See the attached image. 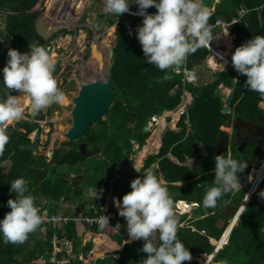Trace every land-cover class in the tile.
<instances>
[{"label": "trees", "instance_id": "obj_1", "mask_svg": "<svg viewBox=\"0 0 264 264\" xmlns=\"http://www.w3.org/2000/svg\"><path fill=\"white\" fill-rule=\"evenodd\" d=\"M37 1L0 0V11H7L4 26V40L7 44L0 47V85L2 87L5 86L1 67L9 48L21 53H29L30 47L35 45V37L39 36L27 27L34 24L38 16L45 20L56 18L55 13L52 12L53 9L44 11L47 13L30 10ZM261 1L220 0L212 8L209 4L207 6L211 16L208 24L212 25L219 17L230 20L237 14V9L242 4L250 7ZM54 3L55 0L47 2L48 5ZM130 9L138 11V6L130 3ZM155 11H157L155 7L146 10V12ZM260 14L258 16L257 11H251L238 23L230 26L235 48L255 35L264 36V11ZM78 16L77 7L71 8V19L77 20ZM119 17L118 22L110 21L108 31L102 36L111 54L110 79L114 98L106 112V117L97 118L95 125L88 127L85 134L79 138L81 143L86 144L84 153L81 143L74 145V141L79 139L65 140L62 147L53 150L50 160L47 161L45 156L35 155L24 149V145L31 141L30 135L34 131L29 126L28 120L21 119L7 129L9 142L4 152L0 154V164L9 161L6 175L3 177L0 166V219H3L5 213L11 210L7 206V201L16 198V194L9 190L10 183L17 178L27 181L26 195L35 198V204L39 207L40 213L42 209H46L49 214L60 213L59 206L63 201L77 203L83 200L82 197H85L86 191L93 190L92 204L101 205L104 198L100 195V197L96 196L95 189L98 193L102 190V195H105L108 192V179L117 169L130 163V155L134 151L132 141H135L139 147L145 144L149 132L144 131V126L149 117L175 108L180 103L183 93L187 91L192 99L187 107V114H184L177 123L179 129L165 130L158 153L147 157L143 169H152L155 172L159 180L167 187L174 202L182 199L199 203L193 211L195 217L187 220L189 225L196 228L195 231L190 226L180 225L187 218V214L175 213L178 219L177 238L188 248L193 257H198L202 253H211L214 246L210 243L208 236L220 238L231 217L224 214V209L229 205H235L236 209L246 192L244 188H241L238 192L229 193L220 198L216 207L210 209L204 207L205 193L213 186L214 158L218 154L227 157L230 153L233 159L246 162L248 167L245 172L237 174L241 176L254 165L251 157L257 141L246 139L243 145L239 141L231 142L230 152L215 153L213 148L219 140L220 127L229 126L234 116L264 127V108L259 105L261 98L258 93L248 91L245 87L246 80L241 75L235 77V72L231 69L223 72L214 71L210 81L197 84L188 83L183 80L182 73L171 71L167 73L172 77L170 80L157 82L166 73L146 63L136 38V30L139 27L138 17L126 13ZM97 21L93 22L94 26L97 25ZM211 28L212 32L219 29L217 26ZM219 38L224 39L226 48H231L232 38L229 33L228 35L216 34L213 43ZM209 54L207 47H202L194 53V57L204 58ZM211 58L212 56L210 63ZM191 65L188 63V66ZM220 85L234 89L233 98L228 103L231 110L228 108L226 113L222 112L224 101ZM5 97L6 94L2 91L1 100L4 101ZM22 99L21 97V104H23ZM168 155H171L173 159ZM156 162L158 167H151ZM189 162L191 165L188 164ZM64 166L83 173V178H79L78 182H72L64 177L62 179L56 177L55 174ZM33 168H37L40 173L41 180L37 185ZM142 176L143 174L138 175L141 178ZM245 179L242 180L243 183ZM182 181H184L183 185L178 184ZM130 182L123 185L116 183L114 187L108 213L109 226L101 229L99 224L86 225L87 231L108 235L122 246L121 249L110 251L103 257L89 259L88 254L94 247L93 239L84 241L82 234L85 231L79 234L75 220H71L58 228L59 232L63 231L73 241L76 256L71 264H143L146 257V254L141 251L144 242L136 240L123 243L120 235L127 233V222L118 215V208L113 203V198L120 200L124 194L131 191ZM262 190H264V181L260 184L257 193L252 194L232 228L227 243L222 248H220L222 245H219L220 249L213 258L215 264H221V261H227V264H264V201L259 196ZM210 210L213 212L210 213ZM84 213L87 214L90 211ZM221 218L224 221L219 226L218 219ZM118 224H120L119 228H117ZM42 226L40 225L37 230H42ZM201 230H205V234L200 233ZM36 233L35 231L30 234L27 242L21 245L5 244L0 235V264H33L31 261L35 257L48 255L51 226L46 225L39 237ZM92 252L91 256L95 257ZM116 254L119 256L116 257ZM183 264H197V262L185 261ZM199 264L204 262L200 259Z\"/></svg>", "mask_w": 264, "mask_h": 264}, {"label": "clouds", "instance_id": "obj_2", "mask_svg": "<svg viewBox=\"0 0 264 264\" xmlns=\"http://www.w3.org/2000/svg\"><path fill=\"white\" fill-rule=\"evenodd\" d=\"M212 1L213 0L209 2H203V0H104V12L115 17H119L126 13L127 15L138 17V19L143 18L142 26H139L136 30V38L142 48L146 63L154 65L161 72L166 73L157 82L170 80L172 77L167 73L171 71L182 73L183 80L188 83H201L205 80H200L197 66H199L200 63H206L209 68L214 69L210 67L207 62V57L213 56L215 59H220V62L216 60L215 68H217L218 64L221 68L217 70L223 72L224 70L231 69L235 72V77L238 75L246 76L245 87H247L248 91L258 93L261 101L264 102V36L255 35L242 45L236 48L233 47L232 49L234 52L231 59L219 55L217 51L218 48L216 49L214 47L215 44L211 43L212 40L214 41L216 34L222 35L224 33V35H228V31L230 36L234 39V36L229 30L230 26L238 23L247 13L251 12V10L235 22L230 23L232 18L238 17V11L241 7L250 9L255 5L248 7L242 4L237 9V14L230 20L219 17L216 19L215 23L212 24L214 26H210L208 21L211 16V11L207 5L210 4L212 8L220 0H215L214 3H212ZM130 3H135L138 6V11L130 9ZM150 7H155L157 11L146 12ZM218 19L229 22V26L223 28L221 25L217 24ZM215 26L219 29L212 32L211 27ZM131 34V31H129V35ZM202 47H207L210 53L207 57H204L205 61L199 63L193 61L190 63L188 58L189 55L194 54ZM7 55V63L2 69L4 86L9 92L17 91L22 93V95L13 96L9 94L5 101L0 102V154L4 152L9 142L7 129L9 126L19 122L24 116L26 106L21 104V97L28 98V106L33 114L38 112L40 114L41 111L46 110L53 104H61L65 100V93L59 88L58 82L53 75V60L44 47L34 45L30 47L29 53H21L16 49L9 48ZM188 63L192 65L188 66ZM230 63H232V65ZM186 69L195 72L196 78L194 80H188L185 77ZM221 88L229 87L220 85V89ZM229 89L231 90V88ZM186 99L188 102L185 101ZM191 99V94L185 91L180 103L175 108L165 110L162 113L170 111L172 115H176L180 120L184 114H187V107ZM183 104H186L185 113L179 117L178 110ZM227 104L228 103L224 101V105ZM171 114L169 113L165 118L172 117ZM38 115L36 120L38 119ZM159 115L160 114H155L152 116L157 117ZM151 117H149L148 120H150ZM185 122H187V120ZM255 125L261 126L260 124ZM222 131L223 130H221V132ZM32 133L30 137L32 136L33 139L34 131ZM163 134L164 133H162L161 137ZM229 134L231 138V133ZM132 142L135 144V141ZM256 146H258L256 154L253 158L251 157V161H253L254 165L250 169L254 167L257 168L264 158L263 145L260 146V143H258ZM141 147L138 146V149ZM227 152H230V148ZM156 153H158V151ZM168 156L170 157L171 155ZM170 158L173 159L172 156ZM214 163L213 186L210 187L203 198L204 207L209 209L216 207L217 201L224 195L238 192L241 188L247 187L242 180L246 178L250 171L249 169L247 173L238 176V173L245 172L248 165L246 162L238 161L231 156L226 157L218 154L214 158ZM144 165L142 170H144ZM134 168L137 172H140L138 168ZM248 178L251 180V175H249ZM263 181L264 179L261 183ZM116 183L121 184L119 180H116L114 187ZM10 185L9 191L15 193L16 198L7 201V206L11 210L5 213L4 218L0 220V235H2L5 244L11 243L13 245H21L27 242L30 234L40 227L43 223V218L40 215L39 207L35 204V198L31 195H26L28 192L27 181L23 178H17L12 181ZM130 188L131 191L124 194L120 200L113 198V203L118 208V215L123 217L127 222V234L130 239L123 243H131L136 240H142L144 242L141 249V251L146 254L143 264H183L185 261H196L197 264H199L200 259L204 264H215L213 261L214 255L227 243L232 228L237 223V220L249 202L252 194L256 193L258 189L257 187L252 194L250 193L247 200L246 195L252 192L254 187L251 185L249 189H245L246 192L241 199L240 205L236 207L234 212L232 210V217L220 238L216 239L208 236L214 248L211 253H202L206 255L205 258H203L201 257L202 254L198 257L191 256L188 248L177 238L178 219L175 213L187 214L186 221L189 220V218H194L195 215L193 211L199 206L198 202H189L182 199L174 202L167 187L159 180L152 169L146 170L142 178L137 177L133 179L130 182ZM99 195H102V190L101 193L96 192V196ZM259 196L263 198L264 201V190L259 193ZM244 200H246V203L243 205L242 203ZM179 202L187 204L185 207H183V205L181 206L183 207L181 212H179L181 208L176 206ZM193 202H196L197 205H192ZM91 204L92 203L88 206ZM212 212L213 210H210V213ZM180 225L183 226L182 224ZM106 226H109V216L103 215L99 218V227L103 229ZM187 226H190L193 231L196 230L194 226L188 223ZM200 233L205 234V230H201ZM97 234L106 235L103 233ZM226 235V240L222 246L220 245L221 247L215 245V241L212 242V239L220 241ZM118 245L120 246L118 250H120L122 246L120 244ZM89 255L90 253L88 257ZM118 256L119 254H116V257ZM95 258L97 257H91V259ZM221 264H227V261H221Z\"/></svg>", "mask_w": 264, "mask_h": 264}, {"label": "rangeland", "instance_id": "obj_3", "mask_svg": "<svg viewBox=\"0 0 264 264\" xmlns=\"http://www.w3.org/2000/svg\"><path fill=\"white\" fill-rule=\"evenodd\" d=\"M48 1L50 0H38L35 3V5L32 7V9H30L32 11H35V10L41 11L42 13H47L44 11H47L48 9H53L52 12L55 13L56 18H54L53 20H50L51 23L48 21L50 23L49 24L50 27L56 26V29H54L53 31V35L50 38H48V40L45 42H43V40L41 41L39 37H35L34 43L35 45L44 43L46 46L53 47V49L50 52L51 55L55 53V55L51 56L53 63H54L53 75L55 76V79L58 82L59 88L65 93V100L63 103L53 104L51 107L47 108L46 110L41 111L40 114L38 115V119L36 120L37 124L41 127L40 134L37 138L39 154L42 156H45V158H47V161L50 160L53 150L55 148L62 147L63 141H65V139H68L66 133L69 131L70 127L73 124L72 109L75 104L74 100L79 95L80 89L82 88V85L86 79L84 78V74H83L84 73L83 71L85 70V68L88 67L86 65L89 64L90 62H92L93 65H96L99 59L102 61V58L105 56L109 58V63L111 62L110 49L108 48L107 43L102 39V36L108 31V25L110 24V21L115 20L118 22L120 18V17H115L110 14H106L104 12V0H66L64 4L62 3L61 5H59L60 7L50 6V5L48 6L47 4ZM209 1L210 0H207V2ZM214 2L215 0L212 1V3ZM62 7H65V10H63ZM74 7H77L78 14H79L77 20H73L70 17V10L71 8H74ZM6 13L7 11L5 10L0 11V47L5 46L7 44L6 40H4V26H5ZM149 14H152V13H149ZM58 19L60 21H58ZM94 21L98 22L96 26L93 25ZM142 21H143V18L138 19L139 26H142ZM80 37L82 38L79 39ZM212 42L213 40L211 41V43ZM223 45L225 46L224 41H223ZM214 47L216 48V46ZM233 47L234 46L232 43L231 49ZM229 54L232 55V51L231 53L229 52ZM222 56L225 58V55H222ZM211 59H212L211 64L214 66L213 67L214 69L209 68L208 65H206V63L204 64L200 63V65L197 66L198 73L200 74L199 78L201 81L202 80L207 81L208 79H211L213 72L217 71V69H221L219 64L217 65V68H215L216 67L215 57L212 56ZM7 60H8V55L6 54L5 60L2 62L3 64H2L1 69H3V67L6 65ZM242 76L245 80L247 79L246 76L244 75ZM2 91H4V93L6 94L5 100L8 98L9 94L13 96L22 95V93L17 92V91L9 92L6 87H2L0 85V101L1 102H2L1 100ZM228 91L229 90H226V91L222 90L221 88V92L223 96L228 95L227 94ZM22 98H23L22 105L26 106L25 113L22 119L28 120L30 112H31L30 107L27 104L28 98L27 97L25 98L22 97ZM185 101L188 102L187 99ZM259 105L262 108H264V102L261 101ZM226 107H228V104L226 105ZM229 110H231V108H229ZM169 113L171 114L170 111L161 113L159 116L156 117V121L152 122L151 124L147 122L145 131L149 132V136L146 138L145 144L149 142L153 133L156 131L157 132L159 131L157 134L159 136V140L161 141V138H162L161 135L162 133L165 132L166 129H171V128L179 129V127L175 125V122L178 119L176 115L171 114L172 117L165 118V116H167ZM104 117L105 116H103V118ZM236 117L234 116V119L232 118L229 126L223 125L220 127L221 130L223 131L225 130L231 133L232 139L236 138L235 134L232 135V133L235 131L234 126H233L234 122L240 125H250V124H246V121H244L242 118H236ZM94 125H95V121H93L90 126H94ZM60 126H62V128H60ZM258 128L259 127H256L257 130ZM246 133H247V129H246ZM252 136L254 137V134H252ZM31 139H32V136H31ZM245 140L246 139L239 141V143L242 142V145H243L245 143ZM80 143H81L80 139L78 141H74V145L76 146L79 145ZM152 146H154V144L150 145V148H152ZM159 147L156 150L148 152L147 154L141 155L139 157L140 150L142 147L135 150V145H133L134 151L130 155L131 162L135 164L136 167H140L141 165H144L145 159H147V156L159 151L160 149ZM228 156H230V153L228 154ZM188 164L191 165L190 162ZM8 165H9V161H5L4 163L0 164L2 177L6 175ZM58 171L59 172L55 174L56 177L60 179L64 177L72 182H78L79 178L82 179L84 176L83 173L82 174L78 173V170L70 168L68 166H64L60 168ZM263 179L264 177L261 179V181ZM179 184L183 185L184 181H182ZM258 185L257 187L259 189L260 185L259 186ZM244 189H247V187H244ZM258 189L256 190V193ZM82 198L84 200L85 197H82ZM234 209H235V205L234 206L229 205L228 207L224 209V214L227 216L231 215L232 217L231 210H234ZM223 221L224 219L222 218L218 219L219 226L222 225ZM187 223L188 222L184 219L181 224L187 225ZM77 224L78 226H80L79 225L80 223H77ZM119 227L120 225L117 226V228ZM83 230L85 232L87 231L86 228ZM80 234H82V232ZM39 236H40V233H39ZM82 236H83L84 241H86L85 238L88 239L91 237V240L93 239V235L88 234V232L83 233ZM97 236H100V235H97ZM108 238L113 240L109 236ZM124 239L129 240L130 238L127 235ZM93 241L95 243V238L93 239ZM212 241L213 242L215 241L214 242L215 244L219 242L218 240H215V239ZM224 242H219L218 245H222L224 244ZM31 243H34V242L31 241ZM109 243L110 242L107 241V238L104 235L103 242L99 247H97V243H95L94 251L98 254H95L93 250H92L93 251L92 253L95 256H101L103 254L101 256L103 257L108 252L113 251V249H119L120 247L118 244L115 246L108 245ZM106 246L110 247L111 249L106 248ZM90 256H91V252H90ZM205 256H206L205 254L201 255V257L203 258H205Z\"/></svg>", "mask_w": 264, "mask_h": 264}, {"label": "water", "instance_id": "obj_4", "mask_svg": "<svg viewBox=\"0 0 264 264\" xmlns=\"http://www.w3.org/2000/svg\"><path fill=\"white\" fill-rule=\"evenodd\" d=\"M126 22L127 21H125V23ZM48 25V21H45L41 16H38L34 24L28 26V29L36 32L40 39L45 42L53 35V31L56 29V26H51V28H49ZM41 46L44 47L51 55L50 52L53 49L52 46H46L45 44H42ZM188 58L190 63L193 61L197 63L205 61V58H195L194 54H190ZM110 71L111 63H109V58L105 56L102 58L99 67L95 69L93 74L85 79L82 88L80 89L79 95L74 100L75 104L72 109L73 124L66 133L68 139L78 140L85 134L87 128L90 127L93 121H96L99 117L103 118V116H106V112L112 105L114 98V92L111 90ZM233 95L234 90L231 88L228 95L223 97V100L227 103H230ZM227 111L228 107L224 105L222 112L226 113ZM38 114L39 112L36 114H33L32 112L30 113L28 123L30 127L34 128V137L29 143L24 145V149L31 151L35 155L39 153L37 138L41 130L40 126L36 122ZM145 130L146 125L144 126V131ZM257 147L258 146H256L253 150L252 158L256 154ZM81 148L82 152L84 153L86 144L82 143ZM229 148L230 134L227 131H222L219 134V140L214 146L213 150L215 153H223L228 151ZM33 173L35 176V183L37 185L41 180L39 170L37 168H33ZM249 196L250 192L246 195V200ZM246 200L243 201V205L246 203Z\"/></svg>", "mask_w": 264, "mask_h": 264}, {"label": "built area", "instance_id": "obj_5", "mask_svg": "<svg viewBox=\"0 0 264 264\" xmlns=\"http://www.w3.org/2000/svg\"><path fill=\"white\" fill-rule=\"evenodd\" d=\"M257 11L259 16L262 11H264V0L261 1L260 4L253 6L252 8H246L241 7L238 11V17H233L232 21L230 23L235 22L237 19L245 15L249 11ZM229 22H226L223 19H218L217 24L221 25L223 28L228 27ZM211 26V25H210ZM214 26V25H212ZM232 65V63H230ZM185 77L188 80H194L196 78L195 72L193 70H185ZM186 104L181 105L178 110L179 117L182 116L185 113ZM153 121H156V116H152L150 120H148V123H152ZM179 121V118L176 120L175 125H177ZM173 130H178L175 128H171ZM135 149H138V144L135 143ZM136 165L131 163H128L118 169L114 175L108 179V192L105 195H101L104 198V202L101 205H94L91 204L90 206L84 208L85 211H90V213H84L83 211H80L78 213L72 212L71 213H64L60 212L57 214H49L46 209H42L40 215L43 218V225L41 229L43 228V231L45 230L46 225H50L52 229V233L48 239V255L43 256L39 255L35 257L32 260L33 264H71V261L75 258L76 254L74 252L73 248V241L67 236L66 233L59 232V229L61 225H66L69 221L75 220L76 224L80 223L83 227H86V225H94L99 224V218L103 215L108 216L110 205L112 202V194L114 191V183L115 181L119 180L121 184L128 183L132 181L133 179L138 177V174H143L146 170H142L143 165L140 167H136L140 170V172H137L135 170ZM151 167L157 168L158 164L155 163L151 165ZM181 204V205H180ZM185 207L187 204L183 202H179L176 206L179 209V212L183 210V207ZM192 205H197L196 202H193ZM178 211V210H177ZM2 220V219H0ZM128 234L127 233H121V238L124 241H127L124 239Z\"/></svg>", "mask_w": 264, "mask_h": 264}, {"label": "crops", "instance_id": "obj_6", "mask_svg": "<svg viewBox=\"0 0 264 264\" xmlns=\"http://www.w3.org/2000/svg\"><path fill=\"white\" fill-rule=\"evenodd\" d=\"M66 2V0L65 1H63V0H59V2H56V0H55V3L53 4V5H50V6H56V7H58L59 5H61L62 3L64 4ZM203 2H207V0H203ZM49 6V5H48ZM60 7V6H59ZM62 9L63 10H65V7H62ZM228 31V30H227ZM228 33H229V31H228ZM231 44L233 43V37L231 36ZM219 48H220V51L222 52V54H224L226 57L228 56V58H230L231 59V56L232 55H230L229 54V52H231L232 51V53L234 52L233 51V49H231L230 48V50L229 51H227V48H226V46H224V45H220L219 46ZM228 52V53H227ZM227 53V54H226ZM216 60H218L219 62H220V59H217L216 58ZM226 68V67H225ZM222 90H230L229 88H222ZM159 132V131H158ZM157 131L156 132H154L153 133V135H152V137L150 138V140H149V142L147 143V144H144L143 146H142V148H141V150H140V154H139V157L141 156V155H145V154H147L148 152H151V151H153V150H156L158 147H159V145H160V140H159V136H158V133ZM154 136V137H153ZM157 139V140H156ZM151 141V142H150ZM153 143H157V145H155V146H152V148L150 149V150H148L147 152L145 151V147L146 146H148V145H152ZM140 160V159H139ZM95 191L98 193V191L95 189ZM93 193H94V190L93 191H86L85 192V198H84V200H80L79 202H77V203H69V202H67V201H63L62 203H61V205L59 206V210L61 211V212H64V213H71V211L72 212H75V213H78V212H80V211H85L84 210V208H86L87 207V205H89L90 203H92V201H93V199H94V195H93ZM80 226H78V224H77V229H78V232H79V234L81 233V232H83L84 230L83 229H85L86 227H83L81 224H79ZM41 231H43V228H42V230H40V231H36L37 233H36V236L37 237H39V233L41 232ZM86 232H88V234H92L93 235V238H94V236L95 235H97V233H95V232H91V231H86ZM86 232H84V233H86ZM100 235V234H99ZM90 236V235H89ZM106 236V235H105ZM106 238H107V241H109L110 243L108 244V245H117L118 244V242L117 241H113V240H111V239H109L108 238V236H106ZM91 239V237L90 238H85V240L87 241V240H90ZM212 239V238H211ZM212 240H214V239H212ZM94 242V241H93ZM213 242V241H212ZM94 248H95V243H94V247H93V251H94ZM106 248H110V247H107L106 246ZM106 248H104V249H106ZM111 249V248H110ZM118 251V249H113V251ZM102 251H103V249H102ZM105 252V251H104ZM94 253L95 254H98V253H96L95 251H94ZM103 255V254H102ZM101 255V256H102ZM101 256H95V257H101ZM89 258L91 259V256L89 255ZM96 259V258H95Z\"/></svg>", "mask_w": 264, "mask_h": 264}, {"label": "bare ground", "instance_id": "obj_7", "mask_svg": "<svg viewBox=\"0 0 264 264\" xmlns=\"http://www.w3.org/2000/svg\"><path fill=\"white\" fill-rule=\"evenodd\" d=\"M56 2H59V0H56ZM131 12H132V10H131ZM134 13H136V12H134ZM147 14H149V13H147ZM79 30H81V29H79ZM87 30V29H86ZM82 33V32H81ZM84 35V34H83ZM82 37H80L79 39H81ZM223 41H224V39L223 38H219L218 40H216L214 43L212 42V44H215V46H216V49H217V51H218V54L219 55H223V54H221V51L219 50V46L222 44L223 45ZM76 49V48H75ZM227 51H229V49L227 48ZM231 53V52H230ZM233 54V53H232ZM210 57L211 56H209V58H208V64L210 65V67H214L211 63H210ZM228 57V56H227ZM100 59H99V63L97 62L96 63V65H93L92 64V62H90L89 63V66H92L93 68L90 70V71H88V72H86L85 70L82 72L83 74H84V78H88V77H90L92 74H93V72L95 71V69H97L98 67H99V64H100ZM214 62V61H213ZM86 69V68H85ZM87 70V69H86ZM88 76V77H87ZM82 77V76H81ZM25 98V97H24ZM60 116V115H59ZM71 118V117H70ZM54 120V119H53ZM60 128H62V126H60ZM47 133V132H46ZM55 134V133H54ZM60 134V133H59ZM61 135V134H60ZM62 137V136H61ZM154 137V136H153ZM53 139V138H52ZM49 140H50V138H49ZM157 140V139H156ZM55 142V141H54ZM53 142V143H54ZM151 142V141H150ZM53 143H51V144H53ZM154 144V146L155 145H157V143H153ZM53 146V145H52ZM53 148V147H52ZM151 148H150V145H148V146H146L145 147V151L147 152L148 150H150ZM153 149V148H152ZM50 154V153H49ZM249 175H251V180H249ZM264 177V158H263V160H262V162L260 163V165L257 167V168H252L251 170H250V172H249V174H248V176L246 177V179H245V182H244V184L245 185H247V189H249L250 188V186L252 185L253 187H254V189L257 187V185L258 184H260L261 182V179ZM260 182V183H259ZM259 186V185H258ZM252 192H254V190L252 191ZM252 194V193H251ZM89 230V229H88ZM231 233V232H230ZM97 235H99V234H97ZM97 235H95L94 236V238H95V243H97V247H99L101 244H102V242H103V237H104V235H100V236H97ZM226 237H227V235L225 236V237H223L222 238V240H218L219 242H224L225 240H226ZM93 238V239H94ZM219 242H217V244H219Z\"/></svg>", "mask_w": 264, "mask_h": 264}, {"label": "flooded vegetation", "instance_id": "obj_8", "mask_svg": "<svg viewBox=\"0 0 264 264\" xmlns=\"http://www.w3.org/2000/svg\"><path fill=\"white\" fill-rule=\"evenodd\" d=\"M48 21L51 23L50 20ZM49 28H51L50 25H49ZM42 44L43 43L39 45H42ZM50 56H53V55H50ZM86 66H88L86 67L87 70L85 69L86 72L90 71L93 68L92 66H89V64H87ZM246 124H250V125H240V124H237L236 122L233 123L235 131L232 133V135L235 134L236 138L232 139L231 137V142L242 141L248 138L247 140L249 139L256 140L257 144L260 143V146H262L264 144V127L257 126L251 123V121L246 122ZM256 127H259L258 130L256 129ZM246 129H247V133H246ZM252 134H254V137L252 136Z\"/></svg>", "mask_w": 264, "mask_h": 264}]
</instances>
